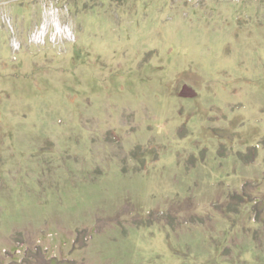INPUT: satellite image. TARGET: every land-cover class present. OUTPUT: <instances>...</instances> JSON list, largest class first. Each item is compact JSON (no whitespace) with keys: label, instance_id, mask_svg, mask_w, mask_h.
<instances>
[{"label":"rangeland","instance_id":"1","mask_svg":"<svg viewBox=\"0 0 264 264\" xmlns=\"http://www.w3.org/2000/svg\"><path fill=\"white\" fill-rule=\"evenodd\" d=\"M0 264H264V0H0Z\"/></svg>","mask_w":264,"mask_h":264},{"label":"water","instance_id":"2","mask_svg":"<svg viewBox=\"0 0 264 264\" xmlns=\"http://www.w3.org/2000/svg\"><path fill=\"white\" fill-rule=\"evenodd\" d=\"M181 93H182V94H188V93L193 94L194 92H193V91H190V88H189V87L184 86V87H183V90H182Z\"/></svg>","mask_w":264,"mask_h":264}]
</instances>
